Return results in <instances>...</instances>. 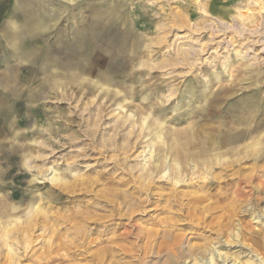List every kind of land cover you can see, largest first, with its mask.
Masks as SVG:
<instances>
[{
  "label": "rangeland",
  "instance_id": "obj_1",
  "mask_svg": "<svg viewBox=\"0 0 264 264\" xmlns=\"http://www.w3.org/2000/svg\"><path fill=\"white\" fill-rule=\"evenodd\" d=\"M53 1L10 42L0 1V264H177L179 234L209 246L181 264H264V178L227 165L264 136V0ZM196 181L228 198L187 217Z\"/></svg>",
  "mask_w": 264,
  "mask_h": 264
},
{
  "label": "bare ground",
  "instance_id": "obj_2",
  "mask_svg": "<svg viewBox=\"0 0 264 264\" xmlns=\"http://www.w3.org/2000/svg\"><path fill=\"white\" fill-rule=\"evenodd\" d=\"M264 126V119L260 122H256L255 124L251 125V127L249 128L248 130V136L254 134L255 132H257L258 130H260L262 127ZM231 135V134H230ZM241 140V136L238 134H233L229 137V139L227 140V144H232V143H236L238 141ZM242 144V143H241ZM172 149V148H171ZM229 149V148H228ZM233 151V150H232ZM218 152V151H217ZM228 152H231V151H228ZM193 155V161L195 159V162L196 163H202L203 161L206 162L205 164V167L204 168H199V166H195V168H197V173H199L200 170H211V169H216V166L218 165H224V164H218L214 158L212 159L210 155L208 154H200V153H192ZM219 155V154H218ZM228 155V154H227ZM225 156V155H224ZM231 156L232 158H235V161L233 160L232 162H230L228 165V167L230 168H233V166H239V169L241 172H238V176H240V179H242V181H245L246 179V176L241 174L243 171H244V164H248V162H251V161H255V164H251L252 165V172L250 173L249 176H247V178L249 180H254V179H260L262 181V179L264 178V136L263 137H260L258 138V140L254 141L253 143L251 144H246V145H243L239 148H237V150H234L232 153H231ZM218 161V160H217ZM221 162V161H219ZM250 164V163H249ZM196 173V172H194ZM204 173V172H203ZM244 173V172H243ZM200 174V173H199ZM195 175V174H193ZM235 175V176H236ZM229 177V176H228ZM194 179V178H193ZM216 179V178H215ZM236 179V178H235ZM201 180V179H200ZM232 180V179H231ZM264 180V179H263ZM226 181V180H225ZM255 181V180H254ZM191 183V182H190ZM224 183V182H223ZM246 183V182H245ZM248 183V182H247ZM228 184V183H226ZM216 185V184H215ZM190 186L195 189V190H207L206 194L201 196L200 194H198V196L195 194V192H193V194L191 193H188L187 195H185L186 197H189L188 201H187V204L185 205H182L184 206V209L182 211H188L186 213V216L187 217H196L198 214H201V215H204L205 213H210L211 211L213 210H216V208L219 207V204H221L222 201L225 200V198H228V197H225L226 194H224L225 196L221 195V193L219 191L217 192H214V194H212L213 191H215L216 189V186L214 187L211 183H203V182H199V181H196V182H192V184H190ZM234 186V185H233ZM226 187V186H225ZM220 188V187H219ZM228 188V187H227ZM231 189V188H230ZM236 190V189H235ZM238 190V188H237ZM239 191V190H238ZM242 191V190H240ZM237 192L236 194L238 193H241V192ZM226 192V191H225ZM229 192V191H228ZM244 193V192H242ZM241 193V194H242ZM229 194V193H228ZM215 197V199L217 200L218 204L217 206H212L210 204H206L207 202H209L212 197ZM240 196V195H239ZM180 195L178 194L176 197H175V201L179 203V200H180ZM214 199V198H213ZM182 202V200H181ZM210 203V202H209ZM144 205V204H143ZM181 207V206H180ZM184 211V212H185ZM239 213V212H238ZM237 213V214H238ZM236 214V213H235ZM233 215V214H232ZM231 215V216H232ZM244 215V214H243ZM240 216V215H239ZM236 217V216H235ZM241 218V217H240ZM226 220V219H225ZM242 222V221H241ZM175 224V223H174ZM243 224V223H242ZM189 224H184L185 227H187ZM190 226V225H189ZM243 230V229H242ZM164 231V230H163ZM169 231V230H168ZM219 231L221 233H223L224 235L226 234L227 236H230L229 235V232L232 231V223H228L227 225L223 226L222 225H219ZM155 232V231H153ZM129 233V232H128ZM149 232L148 231V234L149 235ZM158 233L155 232L154 234L156 235ZM171 233V232H170ZM244 233H247V232H244ZM126 234V232H125ZM152 234V233H151ZM162 234V233H161ZM165 234V233H164ZM248 234V233H247ZM246 234V235H247ZM146 235V234H145ZM153 235V234H152ZM171 235V234H169ZM242 236V238H245L244 234H240ZM128 236V235H127ZM125 235V237H127ZM151 236V235H149ZM154 236V235H153ZM152 236V237H153ZM172 236V235H171ZM170 236V237H171ZM160 237V236H159ZM158 237V238H159ZM173 237V236H172ZM143 238V237H142ZM146 238V236H145ZM156 238V237H155ZM166 238V237H165ZM174 238V241L172 242V244L170 245H167V244H160L159 247H158V250H157V253L160 254L162 253L164 250L166 249H169L175 256H174V259H175V263L177 264H181V261H185L186 260H195V258L198 256V255H204L205 253H207L209 251L208 247L207 246H201V247H190L188 249V252H184V250H181L182 246L180 244V234L179 235H175ZM172 238V239H173ZM162 239V238H161ZM142 239H140L141 241ZM148 241L146 243H143V247H141V251L144 252L145 254L147 253L148 249L149 248H155L156 249V245L153 246L151 245V242L149 239H147ZM145 241V240H144ZM153 241V239H152ZM262 241L264 242V238L262 239ZM143 242V241H141ZM153 243V242H152ZM230 244V242H227ZM154 244V243H153ZM142 246V245H141ZM3 247V246H2ZM140 247V246H139ZM129 248V246H128ZM127 248V249H128ZM126 247H125V250H127ZM130 249V248H129ZM128 249V250H129ZM138 249V248H137ZM154 249V250H155ZM123 250V251H125ZM127 250V251H128ZM153 250V249H152ZM126 251V252H127ZM133 252V251H132ZM138 252V251H137ZM130 253V251H129ZM212 253V252H211ZM5 254V250H0V258L2 259L3 258V255ZM213 254V253H212ZM35 255V254H34ZM30 256V255H29ZM57 256V255H56ZM126 256V255H125ZM124 256V257H125ZM213 256V255H212ZM215 256V255H214ZM4 257H6L4 255ZM15 257V255H14ZM139 257V256H138ZM141 257V256H140ZM6 258H10L11 257L8 255V257ZM53 258V257H52ZM51 258V259H52ZM127 258V257H126ZM135 258V257H134ZM56 259V257H55ZM131 259V257H130ZM24 260V259H23ZM31 260V258H30ZM134 260V259H133ZM142 260V259H141ZM1 261V260H0ZM52 260H50L51 262ZM56 261V260H55ZM129 261V260H128ZM135 261V260H134ZM200 261V260H199ZM140 262V261H139ZM127 263V262H126ZM130 263V262H129ZM131 263H132V260H131ZM188 263V262H187ZM128 264V263H127Z\"/></svg>",
  "mask_w": 264,
  "mask_h": 264
},
{
  "label": "crops",
  "instance_id": "obj_3",
  "mask_svg": "<svg viewBox=\"0 0 264 264\" xmlns=\"http://www.w3.org/2000/svg\"><path fill=\"white\" fill-rule=\"evenodd\" d=\"M1 5L6 7L7 14L4 17L3 26L8 31L13 32L14 36H5L10 42L12 39L17 38L18 29L39 28L43 26V15L49 12L50 5H55L53 0H11L6 3V0H0ZM36 23H41L38 25ZM14 37V38H12ZM11 38V40H9Z\"/></svg>",
  "mask_w": 264,
  "mask_h": 264
}]
</instances>
